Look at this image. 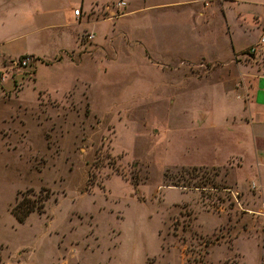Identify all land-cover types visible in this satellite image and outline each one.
I'll use <instances>...</instances> for the list:
<instances>
[{"label":"rangeland","instance_id":"rangeland-1","mask_svg":"<svg viewBox=\"0 0 264 264\" xmlns=\"http://www.w3.org/2000/svg\"><path fill=\"white\" fill-rule=\"evenodd\" d=\"M75 4L0 0V264H264L255 162L237 167L254 59L167 62L114 4L52 25ZM24 202L42 209L20 222Z\"/></svg>","mask_w":264,"mask_h":264},{"label":"crops","instance_id":"crops-1","mask_svg":"<svg viewBox=\"0 0 264 264\" xmlns=\"http://www.w3.org/2000/svg\"><path fill=\"white\" fill-rule=\"evenodd\" d=\"M85 1L58 14L52 25L68 24L58 21L63 19L78 25L83 21L89 23V18L74 15V6H81L82 13L94 5L107 9L114 4L109 14H119L115 15V21H122L123 33L140 36L137 40L140 44L149 42L155 56L167 62L234 67L246 57L254 59L255 65L249 72L253 75L251 97L242 102L240 113L235 116L242 125L236 143L244 147V157L238 156L237 167L247 164V157L255 162L252 183L256 189L252 196L259 205L256 211L264 217V46L254 54L249 53L264 27V0H89L88 4ZM118 2L125 5L116 6ZM219 10L223 14H217ZM261 260L259 253L257 264Z\"/></svg>","mask_w":264,"mask_h":264},{"label":"built area","instance_id":"built-area-1","mask_svg":"<svg viewBox=\"0 0 264 264\" xmlns=\"http://www.w3.org/2000/svg\"><path fill=\"white\" fill-rule=\"evenodd\" d=\"M207 2H210V1H213V0H206ZM122 5H125V2H118L116 4V6H122ZM107 10H109V7L107 8ZM74 15L75 16H79L81 14V9L80 8H77L73 11ZM114 16V15H113ZM94 38V33H90L88 34V39H93ZM264 46V27H262L261 29V35L258 39V42L256 44H254L250 49H249V53L250 54H254L257 52L258 48ZM31 61H32V57L27 54V55H24V57L22 58H19L16 62V64L19 66V67H28L30 64H31ZM251 188L254 190L256 189V184L255 183H252L251 184Z\"/></svg>","mask_w":264,"mask_h":264},{"label":"trees","instance_id":"trees-1","mask_svg":"<svg viewBox=\"0 0 264 264\" xmlns=\"http://www.w3.org/2000/svg\"><path fill=\"white\" fill-rule=\"evenodd\" d=\"M31 56V55H30ZM22 57H24V56H22ZM21 57V58H22ZM32 57V56H31ZM35 60H41L40 58H36L35 57ZM41 62H42V60H41ZM176 186V185H175ZM177 186H179V185H177ZM20 206H22V207H24V209L25 210H23V212L22 213H19V211H17V210H14V215H15V217H16V219L18 220V221H20V222H23L25 219H26V217H28L29 216V214L31 213V212H33L36 208L37 209H42V206L41 205H36L35 206V204H27V202H24V203H21L20 204Z\"/></svg>","mask_w":264,"mask_h":264}]
</instances>
